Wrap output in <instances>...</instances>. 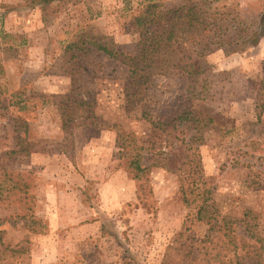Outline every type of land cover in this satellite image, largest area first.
Segmentation results:
<instances>
[{
	"label": "rangeland",
	"instance_id": "obj_1",
	"mask_svg": "<svg viewBox=\"0 0 264 264\" xmlns=\"http://www.w3.org/2000/svg\"><path fill=\"white\" fill-rule=\"evenodd\" d=\"M139 1L0 0V228L11 245L26 241L1 264H161L177 233L214 234L194 217L204 196L217 225L246 237L237 220L249 210L264 239V36L247 44L264 0H160L193 8L186 44L205 53L201 85L188 94L170 70L126 105L119 60L69 62L66 47L86 32L132 56ZM193 134L191 150L172 151ZM193 154L206 194L188 207L177 169Z\"/></svg>",
	"mask_w": 264,
	"mask_h": 264
},
{
	"label": "trees",
	"instance_id": "obj_2",
	"mask_svg": "<svg viewBox=\"0 0 264 264\" xmlns=\"http://www.w3.org/2000/svg\"><path fill=\"white\" fill-rule=\"evenodd\" d=\"M32 3L49 4L53 0H30ZM160 0H140L138 8L132 17V24L137 32V42L135 53L132 56H124L117 52L113 43L104 37L97 38L90 33L82 32L74 37V41L67 45L66 52L71 53L69 62L75 54L98 53L105 56L110 61L119 60L123 65L122 72L124 79V101L130 104L135 98L140 97L144 90L150 85L155 75H162L168 71H179L187 80L186 90L188 94L196 95L197 88L201 85L202 70L196 64V60L205 53L195 52L192 55L187 49V41L192 27L193 8L177 6L176 8H162ZM264 36V13L262 14L256 31L248 37L247 44L253 46ZM243 42V43H242ZM241 46L245 45V41ZM210 51V50H209ZM68 62V64H69ZM65 74L72 75L64 70ZM258 116L264 113V101L256 106ZM188 119V113L182 112L177 120L182 123ZM154 125V124H153ZM188 127L182 125L180 132ZM196 138L193 134L191 138L180 148H173L172 151L182 152L191 150L192 140ZM167 140H164L166 142ZM166 146H159V157L162 158L156 165L165 167L164 160H168V155L164 152ZM195 154L185 157L189 165H181L177 171L181 175L180 192L182 201L188 207L195 203L196 195L202 196L206 191H201L199 183L202 182V168L199 163H193ZM162 161V162H161ZM184 166V168H182ZM133 171L144 173L139 159L130 162ZM182 169V170H181ZM184 169V170H183ZM205 199L196 206L195 220L206 222L211 225L214 234L207 233L204 237H196L185 234L181 231L176 234L172 243L165 250L161 264H264V239L258 230L257 224L253 222L254 216L251 211L245 210L242 218L237 220L242 224L246 237H236L231 227H224V223L217 225V212L213 211V203H207ZM214 223V224H212ZM32 233L39 232L35 228ZM40 233V232H39ZM237 238V239H236ZM26 241H20L11 245L6 241L5 231L0 228V264L7 262L12 257H18L25 252L23 245Z\"/></svg>",
	"mask_w": 264,
	"mask_h": 264
}]
</instances>
